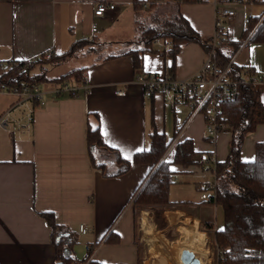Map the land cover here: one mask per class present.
Here are the masks:
<instances>
[{"label":"crops","instance_id":"crops-1","mask_svg":"<svg viewBox=\"0 0 264 264\" xmlns=\"http://www.w3.org/2000/svg\"><path fill=\"white\" fill-rule=\"evenodd\" d=\"M142 1L145 0H0V62L32 61L50 51L62 54L81 39L103 44L105 53L113 47L118 50L109 54L126 52L135 47L133 42L140 35L134 7ZM217 1L180 6L181 14L204 42L214 32ZM98 3L114 4L116 9L98 16ZM162 3L172 6L174 2ZM220 5L235 12L226 22L229 42H243L233 57L234 63L241 68L250 66L257 75L264 76V43H248L250 36L242 40L251 18L260 17L258 25L263 21L264 0H237ZM152 48L142 54L139 69L130 55L99 61L92 56L78 59L87 61L83 67H87L84 80L89 88H81L74 95L51 93L56 85L46 83L41 86L46 93L40 100L19 105L20 94L0 91V120L6 116L7 122L5 126L0 124V264H57L51 230L40 216L44 212L55 214L60 224L79 234L74 247L78 260L75 264H89L92 260L103 264L147 263L141 255L133 200L149 167L134 164L126 174L104 177L93 166L88 144L91 127L100 125L107 145L125 158L148 150L150 134L156 130L168 140L175 138L168 159L172 158L176 142L190 138L199 152L197 161L201 154L209 152H216L218 162L226 160L231 131L222 130L217 142L211 144L203 114L192 115L182 105L173 106L160 93L149 98L137 81L143 73L188 79L202 68L206 48L189 43L174 62L168 56L169 42L155 41ZM254 87L264 105V83ZM29 114L32 123L24 128ZM259 142H264V125L245 138L241 153L244 161L254 160ZM94 155L96 159L100 157L98 162L108 165L111 160L110 170L115 169V152L97 149ZM176 169V180L182 176L211 179L200 164L187 170ZM198 184L200 187L201 182ZM202 202L173 211L188 221L186 227L180 228V234L189 232L195 236H185L182 242L187 244L174 245L206 252L207 233L198 229L199 216L204 222L214 223L215 229L223 228L222 208ZM81 225L89 228L86 234L79 232ZM143 230L151 235L144 225ZM111 234L117 242H106ZM211 234L215 246L214 233ZM88 246L92 247L90 254Z\"/></svg>","mask_w":264,"mask_h":264},{"label":"trees","instance_id":"trees-1","mask_svg":"<svg viewBox=\"0 0 264 264\" xmlns=\"http://www.w3.org/2000/svg\"><path fill=\"white\" fill-rule=\"evenodd\" d=\"M163 0H145L135 4V24L139 29V38L132 47L120 54H108L102 48L103 44L90 42L87 39L76 41L71 49L62 54H54L50 59L45 54L32 61L0 62V91L6 88L9 92L33 91L46 83L56 86L66 82L82 84L87 67L73 69L56 78H49L51 68L65 65L85 56H92L95 61L110 59L119 55H130L134 59L135 68L142 67V54L153 50V43L164 40L171 44L168 56L175 61L183 46L189 43H199L209 50L189 21L181 14L182 4H195L203 0H173L172 11L167 18L153 17L146 22L145 13L155 9ZM234 0H218L226 4ZM260 17L250 19L248 27L243 32L242 40L249 36L248 43H264V19L259 24ZM258 25V27H257ZM242 41L229 42L218 52L221 67H226L233 59ZM174 67V66H173ZM37 69V70H36ZM232 75L242 83L238 88V96L221 104L220 121L231 131L229 154L225 161L217 164V192L210 201L223 210L224 226L215 229L214 223L204 222L203 229L214 233V243L218 250L217 264H264V142L255 146V158L251 162L242 159L241 153L245 138L260 125H264V105L260 100L258 90L252 84L243 83V68L233 63ZM255 72V71H253ZM256 74V72H255ZM254 74V75H255ZM72 95H74L72 93ZM38 101V100H35ZM222 129V130H223ZM180 128L176 131L179 134ZM175 138L168 140L165 134L154 131L150 134V148L136 153L133 158H125L119 152L107 145L100 125L89 128L88 144L91 151L93 166L100 170L106 178L118 177L130 171L134 164H144L149 172L134 194L133 206L140 208L183 209L193 204L190 201L172 202L170 190L176 183V168L187 170L199 165L195 143L186 138L174 145L172 158L168 159L171 145ZM97 149H107L116 153L115 169L110 170L108 164L98 162L94 153ZM137 214V212L135 211ZM51 230V242L56 249L57 264H75L78 260L74 247L78 243L79 234L70 227L60 224L55 214L41 213ZM112 234L106 242H117ZM89 264H103L92 260Z\"/></svg>","mask_w":264,"mask_h":264},{"label":"built area","instance_id":"built-area-1","mask_svg":"<svg viewBox=\"0 0 264 264\" xmlns=\"http://www.w3.org/2000/svg\"><path fill=\"white\" fill-rule=\"evenodd\" d=\"M237 1V0H234ZM116 9L114 4L98 3L95 6V14L102 16L108 11ZM235 12L232 9L222 7L217 1L214 20V32L208 40L209 50L207 51L206 60L202 68L192 77L184 80H178L172 77H161L154 74H140L137 81L145 88L147 97H152L156 93L164 96L169 104L182 105L189 109L192 115L203 114L206 120V137L211 144L217 142L218 136L221 133L224 124L220 121V106L222 103L235 100L238 96V88L242 81L235 78L231 71V66L234 63L232 59L226 67H221L219 62V49L229 43L227 34L226 22L233 18ZM160 42V39L156 40ZM53 52L45 54L47 59H50ZM254 69L250 66L243 68V83L256 84L264 83V76L257 75L253 72ZM255 74V75H254ZM79 87L71 86L68 82L54 86L50 89L51 93L59 94L68 92L75 94L79 89L88 90L89 85L87 80ZM3 91H8L3 88ZM20 94L22 100L19 103L24 104L27 101L34 102L40 100L46 93L41 88L35 87L33 91L25 90ZM8 115V114H7ZM4 116L0 120V124L5 126L7 124ZM32 123L31 114L28 115V122L23 124L27 128ZM199 164L203 171L208 173L211 182L202 183L200 185L202 192V199L210 201L216 197L217 192V155L216 152L203 153L200 155ZM89 228L81 225L79 232L86 234ZM92 247L88 246L87 253L90 254Z\"/></svg>","mask_w":264,"mask_h":264},{"label":"rangeland","instance_id":"rangeland-1","mask_svg":"<svg viewBox=\"0 0 264 264\" xmlns=\"http://www.w3.org/2000/svg\"><path fill=\"white\" fill-rule=\"evenodd\" d=\"M172 11V6L166 5V3H161L155 9L146 12L145 17L147 18L148 23H150L153 17L157 18H167L170 16ZM134 18L131 20L132 23ZM132 33V32H131ZM133 34V33H132ZM130 35V33H128ZM118 39V38H115ZM108 54L110 52L116 53L118 48H108ZM106 52V51H105ZM87 63L86 60H73L72 62L59 66L53 67L50 69L49 77H57L61 74L67 73L73 69L83 67ZM37 70V69H36ZM225 133L230 132L228 127L224 129ZM169 154V153H168ZM167 154V155H168ZM167 158H169L167 156ZM97 159H100L97 156ZM102 161V160H100ZM109 167L112 168L111 160H108ZM107 161V162H108ZM192 175V174H191ZM211 179H203L195 176L190 177H181L176 181L171 187L170 190V200L172 202H181V201H192L194 203H198L201 205L203 201L201 195L203 190L199 187V184L211 182ZM204 204V202H202ZM178 209H165V208H140L136 209V218H137V237L138 240L141 241V255L145 257L146 264H177L175 261L171 260L166 251V243L179 242L182 244H187L182 242L185 236L195 237L193 234L189 232H184L180 234V228L186 227L188 221L182 220L177 215L173 213ZM147 217V220L144 217ZM203 223L199 216L198 221V229L201 232L206 234V252L200 253L198 250H195L197 256L201 260L202 264H217L218 252L216 246L212 244V234L211 232H206L203 229ZM143 225L147 228V231L151 233V235L147 234L143 230ZM154 235L159 238H154ZM153 246V249L151 248ZM191 250V249H190ZM182 254V253H181Z\"/></svg>","mask_w":264,"mask_h":264},{"label":"bare ground","instance_id":"bare-ground-1","mask_svg":"<svg viewBox=\"0 0 264 264\" xmlns=\"http://www.w3.org/2000/svg\"><path fill=\"white\" fill-rule=\"evenodd\" d=\"M145 220H147V217H144ZM166 251L168 252V256L171 260L175 261L177 264H182L181 262V253L185 248L180 247V245H174V242L172 243H166ZM176 246V247H174Z\"/></svg>","mask_w":264,"mask_h":264},{"label":"water","instance_id":"water-1","mask_svg":"<svg viewBox=\"0 0 264 264\" xmlns=\"http://www.w3.org/2000/svg\"><path fill=\"white\" fill-rule=\"evenodd\" d=\"M181 262L182 264H202L197 254L189 249L183 250Z\"/></svg>","mask_w":264,"mask_h":264}]
</instances>
